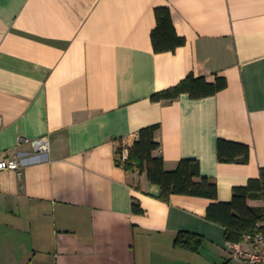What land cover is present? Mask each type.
<instances>
[{
	"label": "crops",
	"instance_id": "1",
	"mask_svg": "<svg viewBox=\"0 0 264 264\" xmlns=\"http://www.w3.org/2000/svg\"><path fill=\"white\" fill-rule=\"evenodd\" d=\"M168 8L184 44L155 53L154 10ZM192 75L226 88L172 102L150 97ZM0 264H240L211 203L172 196L116 163L142 128L167 171L196 160L217 201L264 169V0H0ZM46 138L47 154L20 140ZM218 140L249 148L217 160ZM138 202L142 214L131 210ZM262 207V200H248ZM200 236L198 251L175 246Z\"/></svg>",
	"mask_w": 264,
	"mask_h": 264
},
{
	"label": "trees",
	"instance_id": "2",
	"mask_svg": "<svg viewBox=\"0 0 264 264\" xmlns=\"http://www.w3.org/2000/svg\"><path fill=\"white\" fill-rule=\"evenodd\" d=\"M156 26L151 32V43L155 53L172 52L184 44L173 27L168 8L154 10ZM223 77H215L214 82L205 78L188 75L177 85L150 97L152 102H172L186 94L190 99H201L213 96L226 88ZM157 125L142 128L138 132L137 141L128 149L127 159L121 163L117 150L118 166L125 172L136 171L139 176L145 175L147 181L159 187V200L169 203L172 196L202 198L211 203L206 209V220L224 229V240L229 244H238L243 236L252 235L264 230V205L251 207L248 200H262L264 203V169H260L258 179H250L246 186L232 189L229 202L217 201V187L212 179L201 176L199 163L196 160L184 159L178 162L174 170L167 171L164 162L154 153L159 144L154 139ZM217 160L225 164H247L249 148L243 144L218 140L216 145ZM134 214H142L138 202L131 204ZM203 239L195 234L180 232L174 239V245L190 251H198Z\"/></svg>",
	"mask_w": 264,
	"mask_h": 264
},
{
	"label": "built area",
	"instance_id": "3",
	"mask_svg": "<svg viewBox=\"0 0 264 264\" xmlns=\"http://www.w3.org/2000/svg\"><path fill=\"white\" fill-rule=\"evenodd\" d=\"M20 144H28L39 154H47L49 150L46 138L33 141L20 140ZM119 149L121 150L119 161L123 163L128 157V149L121 145L117 147L116 151ZM21 165L20 160L16 156H0V172L19 171ZM227 249L230 258L237 263L264 264V230L243 236L242 241L238 244L227 243Z\"/></svg>",
	"mask_w": 264,
	"mask_h": 264
}]
</instances>
